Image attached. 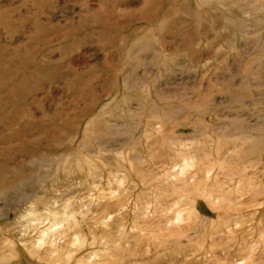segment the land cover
I'll list each match as a JSON object with an SVG mask.
<instances>
[{
    "label": "rangeland",
    "instance_id": "1",
    "mask_svg": "<svg viewBox=\"0 0 264 264\" xmlns=\"http://www.w3.org/2000/svg\"><path fill=\"white\" fill-rule=\"evenodd\" d=\"M0 264H264V0H0Z\"/></svg>",
    "mask_w": 264,
    "mask_h": 264
},
{
    "label": "bare ground",
    "instance_id": "2",
    "mask_svg": "<svg viewBox=\"0 0 264 264\" xmlns=\"http://www.w3.org/2000/svg\"><path fill=\"white\" fill-rule=\"evenodd\" d=\"M50 230V229H49Z\"/></svg>",
    "mask_w": 264,
    "mask_h": 264
}]
</instances>
